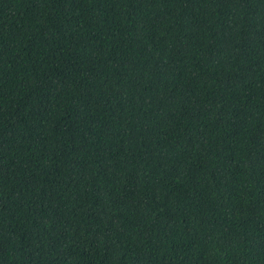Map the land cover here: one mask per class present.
<instances>
[{"label":"trees","instance_id":"obj_1","mask_svg":"<svg viewBox=\"0 0 264 264\" xmlns=\"http://www.w3.org/2000/svg\"><path fill=\"white\" fill-rule=\"evenodd\" d=\"M0 264H264V0H0Z\"/></svg>","mask_w":264,"mask_h":264}]
</instances>
